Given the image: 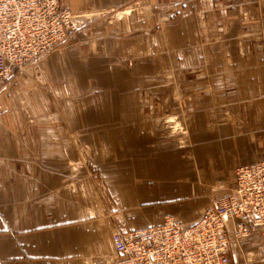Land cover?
<instances>
[{
	"label": "crops",
	"instance_id": "0c3cea01",
	"mask_svg": "<svg viewBox=\"0 0 264 264\" xmlns=\"http://www.w3.org/2000/svg\"><path fill=\"white\" fill-rule=\"evenodd\" d=\"M61 6L76 33L0 82V264H107L115 231L191 225L264 161V0Z\"/></svg>",
	"mask_w": 264,
	"mask_h": 264
},
{
	"label": "built area",
	"instance_id": "2783aa9c",
	"mask_svg": "<svg viewBox=\"0 0 264 264\" xmlns=\"http://www.w3.org/2000/svg\"><path fill=\"white\" fill-rule=\"evenodd\" d=\"M74 19L61 0H0V82L15 81L60 48L75 33ZM234 181V192L191 225L167 216L161 225L115 231L107 264H232L231 239L252 231L263 248L244 263L264 264V161L237 167Z\"/></svg>",
	"mask_w": 264,
	"mask_h": 264
},
{
	"label": "rangeland",
	"instance_id": "374dc122",
	"mask_svg": "<svg viewBox=\"0 0 264 264\" xmlns=\"http://www.w3.org/2000/svg\"><path fill=\"white\" fill-rule=\"evenodd\" d=\"M76 29H77V28H76ZM75 33H76V30H75ZM75 33H73V34H75ZM70 39H71V38H70ZM65 43H66V42H65ZM65 43H64V44H65ZM33 67H34V66H33ZM30 69H31V68H30ZM30 69H29V70H30ZM145 98H147V97H145Z\"/></svg>",
	"mask_w": 264,
	"mask_h": 264
},
{
	"label": "water",
	"instance_id": "95a60500",
	"mask_svg": "<svg viewBox=\"0 0 264 264\" xmlns=\"http://www.w3.org/2000/svg\"><path fill=\"white\" fill-rule=\"evenodd\" d=\"M253 163H256V162H253ZM253 163H247V164H245V165H250V164H253Z\"/></svg>",
	"mask_w": 264,
	"mask_h": 264
}]
</instances>
